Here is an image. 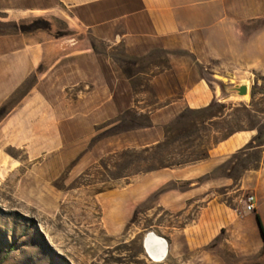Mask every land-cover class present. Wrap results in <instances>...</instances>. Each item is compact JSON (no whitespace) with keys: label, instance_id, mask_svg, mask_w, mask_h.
Returning a JSON list of instances; mask_svg holds the SVG:
<instances>
[{"label":"rangeland","instance_id":"1","mask_svg":"<svg viewBox=\"0 0 264 264\" xmlns=\"http://www.w3.org/2000/svg\"><path fill=\"white\" fill-rule=\"evenodd\" d=\"M34 6L56 10L0 19V50L4 38L20 33L79 32L67 27L55 0H0V9ZM135 9L134 0H113L67 11L99 24L80 35L96 55L114 117L87 126L89 87L62 89L42 78L45 63L1 102L0 264H264L254 219L264 204V76L230 78L186 50L122 38L116 18ZM199 78L214 81L222 95L192 109L181 97ZM242 84L246 97L235 91ZM239 130H253L252 141L210 172L190 181L170 177ZM249 195L256 197L251 212ZM213 197L230 217L200 213ZM147 231L168 242L165 261L146 257Z\"/></svg>","mask_w":264,"mask_h":264},{"label":"crops","instance_id":"2","mask_svg":"<svg viewBox=\"0 0 264 264\" xmlns=\"http://www.w3.org/2000/svg\"><path fill=\"white\" fill-rule=\"evenodd\" d=\"M55 1L66 17L67 27L79 32L51 37L48 33L38 30L4 38V42L8 44L0 50V104L35 72L41 63H45L47 67L42 78L57 79L62 89L80 84L89 87V91L84 95L87 97L85 103L88 106L84 109L83 117L87 126H94L116 114L113 98L104 83L91 44L87 37L80 35L86 30L94 32L99 24H84L75 14L71 15L67 11L94 7L113 0ZM134 2L137 9L116 18L124 31L122 38L149 37L158 40L168 50H186L203 66L215 61L218 70L230 78L232 76L246 78L253 74L264 76V0H134ZM55 10V7L35 6L0 9V19H20L35 11ZM221 95L222 88L214 81L199 78L185 90L181 100L189 108L200 109L217 101ZM174 102L173 100L169 104ZM253 137V130L233 132L217 142L208 151L204 161L177 171L171 170L173 172L170 177L188 181L197 179L210 172L228 155L245 148ZM199 190L200 186L191 187L179 197L187 199L189 195ZM124 198L122 194V203ZM205 199L207 201L201 207V214L230 217L231 214L224 204L215 201L214 197ZM254 199L256 203L255 196ZM256 212L255 223L258 216L264 229V204L259 205ZM144 236L141 241L143 250ZM144 253L152 262H163L169 256L168 242L166 255L161 260H152L145 250Z\"/></svg>","mask_w":264,"mask_h":264},{"label":"bare ground","instance_id":"3","mask_svg":"<svg viewBox=\"0 0 264 264\" xmlns=\"http://www.w3.org/2000/svg\"><path fill=\"white\" fill-rule=\"evenodd\" d=\"M244 97H246V95H244ZM143 247L147 255L152 260H161L162 258L165 257L167 252L166 240L164 238L155 235L151 231L145 234L143 240Z\"/></svg>","mask_w":264,"mask_h":264},{"label":"built area","instance_id":"4","mask_svg":"<svg viewBox=\"0 0 264 264\" xmlns=\"http://www.w3.org/2000/svg\"><path fill=\"white\" fill-rule=\"evenodd\" d=\"M254 202H255L254 196L249 195V196L246 197V199H245V209H246V211L251 212V211L254 210Z\"/></svg>","mask_w":264,"mask_h":264},{"label":"water","instance_id":"5","mask_svg":"<svg viewBox=\"0 0 264 264\" xmlns=\"http://www.w3.org/2000/svg\"><path fill=\"white\" fill-rule=\"evenodd\" d=\"M235 91L237 92L238 95H246L247 94V86L245 84L236 86Z\"/></svg>","mask_w":264,"mask_h":264},{"label":"trees","instance_id":"6","mask_svg":"<svg viewBox=\"0 0 264 264\" xmlns=\"http://www.w3.org/2000/svg\"><path fill=\"white\" fill-rule=\"evenodd\" d=\"M256 223H257L259 232H260V234H261V236H262V238L264 240V229H263V226H262V224H261L260 219H259L258 216H256Z\"/></svg>","mask_w":264,"mask_h":264}]
</instances>
